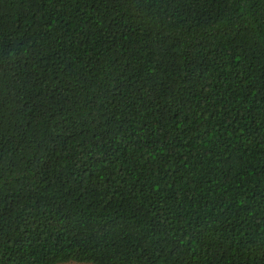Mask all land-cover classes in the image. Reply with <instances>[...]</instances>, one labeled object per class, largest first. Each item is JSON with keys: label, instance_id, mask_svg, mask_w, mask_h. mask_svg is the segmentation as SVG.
I'll use <instances>...</instances> for the list:
<instances>
[{"label": "trees", "instance_id": "16d2710c", "mask_svg": "<svg viewBox=\"0 0 264 264\" xmlns=\"http://www.w3.org/2000/svg\"><path fill=\"white\" fill-rule=\"evenodd\" d=\"M264 264V0H0V264Z\"/></svg>", "mask_w": 264, "mask_h": 264}, {"label": "rangeland", "instance_id": "374dc122", "mask_svg": "<svg viewBox=\"0 0 264 264\" xmlns=\"http://www.w3.org/2000/svg\"><path fill=\"white\" fill-rule=\"evenodd\" d=\"M60 264H82V263H78L76 261H70V262L60 263Z\"/></svg>", "mask_w": 264, "mask_h": 264}]
</instances>
